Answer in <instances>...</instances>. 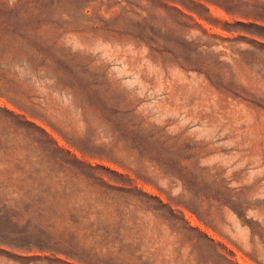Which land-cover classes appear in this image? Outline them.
Segmentation results:
<instances>
[{"label": "rangeland", "instance_id": "rangeland-1", "mask_svg": "<svg viewBox=\"0 0 264 264\" xmlns=\"http://www.w3.org/2000/svg\"><path fill=\"white\" fill-rule=\"evenodd\" d=\"M0 264H264V0H0Z\"/></svg>", "mask_w": 264, "mask_h": 264}]
</instances>
